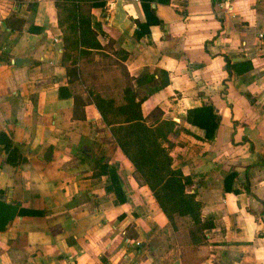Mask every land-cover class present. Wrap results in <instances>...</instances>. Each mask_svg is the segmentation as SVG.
I'll return each instance as SVG.
<instances>
[{"label": "crops", "instance_id": "obj_1", "mask_svg": "<svg viewBox=\"0 0 264 264\" xmlns=\"http://www.w3.org/2000/svg\"><path fill=\"white\" fill-rule=\"evenodd\" d=\"M149 5L162 24L139 38L140 0L91 8L101 48L64 65L54 0H0V199L25 211L0 230V264H264V0ZM143 75L154 80L136 88L142 115L177 123L172 167L212 222L202 245L190 243L188 219L171 226L89 103L120 104ZM203 104L218 115L212 140L186 123ZM99 158L116 164L125 202L95 175Z\"/></svg>", "mask_w": 264, "mask_h": 264}, {"label": "trees", "instance_id": "obj_2", "mask_svg": "<svg viewBox=\"0 0 264 264\" xmlns=\"http://www.w3.org/2000/svg\"><path fill=\"white\" fill-rule=\"evenodd\" d=\"M140 1L145 21L136 22L135 35L137 38L148 34L150 26L162 24L155 9L150 7L149 0ZM157 1L168 2V0ZM106 2L107 0H54L58 27L62 32V63L64 65L70 52L77 56H83L90 50L101 48L96 37L97 30H100L101 25L93 20L91 8H105ZM75 60L74 58L71 60L72 66L76 64ZM225 62L228 71L236 67L235 64H230L228 59H225ZM71 72L72 70L68 71V73ZM153 80L154 77L150 75L136 78L135 84L131 79L128 80L123 89L120 104L114 98L103 97L100 94L92 95L89 103L94 104L102 120L110 128L113 139L132 163L134 174L139 183L149 188L155 202L171 226L175 229L177 218L188 219L187 232L190 243L199 246L206 242L204 231L212 227V222L202 220L201 202L196 198L195 193L187 191L190 179L185 177L180 169L172 167V157L169 152L174 143L168 140V136L176 132L177 123L167 119L159 121L157 125L148 124L142 115L141 104L145 96L140 97L136 88L144 82ZM58 90L60 96L64 91H67L62 87H59ZM74 115L85 118V114L79 113L77 108L74 109ZM217 118L216 109L211 104H203L186 111V123L202 129L204 140H212L215 137L219 125ZM166 142L167 146L164 145ZM4 144L10 146L11 142L6 141ZM12 152L11 149L10 153ZM102 160L103 158H99L93 161L92 169H94L95 175H107L110 184L106 190L114 192L121 203L125 202L126 195L121 187L116 164L102 162ZM19 162L20 158L14 164ZM235 176L236 173H230L225 177L224 188L226 190L230 189L228 183ZM24 212L15 203L0 199V230L5 229L16 215ZM31 213L35 214V212Z\"/></svg>", "mask_w": 264, "mask_h": 264}, {"label": "water", "instance_id": "obj_3", "mask_svg": "<svg viewBox=\"0 0 264 264\" xmlns=\"http://www.w3.org/2000/svg\"><path fill=\"white\" fill-rule=\"evenodd\" d=\"M22 60H24V59L16 58V59H14V62H15V64H18L20 61L22 62ZM86 152H87V149L84 150V153H86ZM87 155L90 156V154H88V153H87Z\"/></svg>", "mask_w": 264, "mask_h": 264}, {"label": "built area", "instance_id": "obj_4", "mask_svg": "<svg viewBox=\"0 0 264 264\" xmlns=\"http://www.w3.org/2000/svg\"><path fill=\"white\" fill-rule=\"evenodd\" d=\"M259 37H261V38H262V37H263V33H259Z\"/></svg>", "mask_w": 264, "mask_h": 264}, {"label": "rangeland", "instance_id": "obj_5", "mask_svg": "<svg viewBox=\"0 0 264 264\" xmlns=\"http://www.w3.org/2000/svg\"><path fill=\"white\" fill-rule=\"evenodd\" d=\"M182 219H184V218H182Z\"/></svg>", "mask_w": 264, "mask_h": 264}]
</instances>
